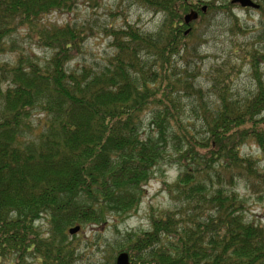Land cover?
Here are the masks:
<instances>
[{"label": "trees", "instance_id": "16d2710c", "mask_svg": "<svg viewBox=\"0 0 264 264\" xmlns=\"http://www.w3.org/2000/svg\"><path fill=\"white\" fill-rule=\"evenodd\" d=\"M129 1L161 14L157 29L109 25L111 53L72 66L92 26L44 18L71 13L78 0H0V55L17 49L20 29L49 53L41 61L19 50L0 60V264H73L66 228L128 216L161 164L177 167L165 186L173 206L152 213L148 230L113 238L107 264L121 251L130 264H264V222L247 213L236 188L241 181L264 201V169L240 154L248 142L264 157V46L239 49L252 91L239 94L232 84L241 68L221 65L204 89L193 64L203 32L185 33L183 16L195 10L198 21L233 4ZM234 22L231 29H242ZM41 217L43 232L35 226Z\"/></svg>", "mask_w": 264, "mask_h": 264}, {"label": "rangeland", "instance_id": "374dc122", "mask_svg": "<svg viewBox=\"0 0 264 264\" xmlns=\"http://www.w3.org/2000/svg\"><path fill=\"white\" fill-rule=\"evenodd\" d=\"M227 1L230 2V0ZM219 3L220 1H217L216 4ZM162 18L161 14L153 13L143 6L131 3L129 0H102L101 5L97 8H91L83 0H78L77 6L71 13L59 14L53 12L46 16L44 21L61 24L67 20H73L92 26L93 34L86 40L83 53L71 63L72 66H75L83 63L97 65L111 53L110 40L104 33V28L109 25L121 26L129 22L136 24L144 31H154L161 23ZM235 19L238 20V24L242 29L235 26L231 29V24H236ZM263 21L259 9L241 7L235 3L231 5L227 12L222 9L209 10L206 17L204 16L201 20L193 21L184 26L185 29L190 27V32L193 35L196 31L203 32L201 41L199 38L195 40V43L197 41L201 43L198 50H200L202 58L196 60L193 64L199 67L197 82L204 89L209 86L208 72L214 66L221 65L226 70L230 67L241 68L233 75L234 83L232 84V87L239 94L253 90L254 84L250 78L249 68L244 62L240 61L241 51L239 49L264 46V37H262L264 32ZM260 30L263 31L260 33L261 39L258 40L254 36ZM26 33V30H19L15 39L17 49L1 54V61H11L16 51L19 50L25 54H33L41 61L48 56V51L39 47L36 41L28 37ZM224 62L226 64H223ZM260 68V72L264 75V64ZM41 118L42 114L33 115L34 123H38ZM145 123L147 125L148 121L146 120ZM240 154L252 156L258 166L264 169V157L256 145L246 142L241 146ZM154 171V175L146 184V191L138 208L128 216L123 219L117 218L114 221L111 218L106 223L79 224L80 230L75 234L68 233V228L74 225L66 228L67 240L71 241L77 248V255L74 257L73 264H107L111 256V250L109 253L108 251L113 238L127 232L148 230L152 213L156 215L158 212L165 211L173 206V201L165 186L175 180L178 173L176 165L161 164ZM236 188L247 199V213L255 220L259 219L264 222V201L258 200V194L250 193L245 189L241 181L236 184ZM35 226L43 232L48 228V223L44 217H41L36 221ZM118 253L114 254L111 264H114ZM5 264L14 263L6 262ZM17 264H37V262L32 258H28L25 263Z\"/></svg>", "mask_w": 264, "mask_h": 264}, {"label": "water", "instance_id": "95a60500", "mask_svg": "<svg viewBox=\"0 0 264 264\" xmlns=\"http://www.w3.org/2000/svg\"><path fill=\"white\" fill-rule=\"evenodd\" d=\"M232 4H239L241 7H248L257 9L259 7V4L256 3L254 0H231ZM202 12L206 11V5H203L201 7ZM198 18V13L195 10H190L183 16V23L186 25H189L191 22L195 21ZM190 31V27L187 28L185 33H188ZM80 230V225H75L70 228H68L69 234H75ZM114 264H130L129 255L125 251H121L117 254L115 258Z\"/></svg>", "mask_w": 264, "mask_h": 264}]
</instances>
